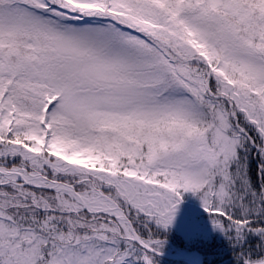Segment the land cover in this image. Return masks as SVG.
<instances>
[{"label":"snow or ice","instance_id":"snow-or-ice-1","mask_svg":"<svg viewBox=\"0 0 264 264\" xmlns=\"http://www.w3.org/2000/svg\"><path fill=\"white\" fill-rule=\"evenodd\" d=\"M0 264H264V0H0Z\"/></svg>","mask_w":264,"mask_h":264}]
</instances>
